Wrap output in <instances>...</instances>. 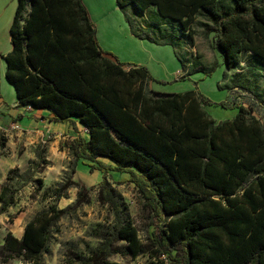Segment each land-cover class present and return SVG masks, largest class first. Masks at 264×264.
Here are the masks:
<instances>
[{
	"label": "trees",
	"instance_id": "trees-1",
	"mask_svg": "<svg viewBox=\"0 0 264 264\" xmlns=\"http://www.w3.org/2000/svg\"><path fill=\"white\" fill-rule=\"evenodd\" d=\"M116 2L124 12L156 21L157 28L176 25L191 36L204 16L219 35L217 47L228 66L239 65L244 54L264 61V0ZM132 28L142 39L176 47L169 33L155 37ZM10 35L6 79L19 104L49 111L52 122L85 127L89 137L76 138L72 154L104 175L98 201L114 213L115 225L85 264H118L108 260L121 241L134 257L147 252L109 181L112 171L129 175L121 183L135 186L157 221L153 258L168 255L169 264H264V126L256 117L242 107L234 120L217 123L200 93L153 90L147 67L122 63L102 49L83 0H17ZM184 71L189 78L191 72ZM205 73L212 76L214 68ZM6 143L0 133V150ZM70 187L79 189L77 205L89 200L83 184L69 181L55 202ZM6 195H0L2 212L13 202ZM64 213L50 205L27 224L22 239L8 233L0 264H43Z\"/></svg>",
	"mask_w": 264,
	"mask_h": 264
},
{
	"label": "rangeland",
	"instance_id": "rangeland-1",
	"mask_svg": "<svg viewBox=\"0 0 264 264\" xmlns=\"http://www.w3.org/2000/svg\"><path fill=\"white\" fill-rule=\"evenodd\" d=\"M87 2L85 5L96 25L98 39L103 42V46L110 48V51L106 52L114 54L119 60H125L120 61L122 63L147 67L155 79L151 83L153 90L168 93L194 90L210 101L211 104L206 106L205 110L217 123L234 120L243 107L264 126V61L251 54H244L239 65L228 66L217 47L219 35L211 30L213 24L206 17L200 16L195 21L191 36L176 25L165 24L157 28L156 21L148 20L138 12L122 13L124 18L129 15L132 25L140 34L155 37H160L156 33L160 34L162 31L171 34L175 37L176 47H173L170 44L158 45L149 40L133 38L129 23L126 25L128 32H125L124 26V29L120 28L119 21L114 16L97 23L101 2L107 12L111 5L115 4L117 7L116 0ZM147 26L152 28L148 29ZM212 68L213 75L206 76L205 72ZM185 69L191 72L190 77L186 79L182 75ZM84 131L82 126L81 130H78L81 134H84ZM71 142H67L68 148ZM69 155L71 161L59 181L46 182L39 176V170L46 166L40 162L31 163L23 173L16 169L10 179L0 182L1 193L7 192L5 200L13 201L10 205L20 204L21 210L30 207L31 215L54 204L58 210L65 211L53 227L49 250L43 256V264H85V260L90 258L92 252L103 242L105 233L111 232L115 225L114 213L98 201V181L79 182L89 190V200L82 205L76 204L79 195V189L76 187H70L63 194L73 195L71 198L75 196L72 204L61 209L58 201L55 202L62 185L69 181L77 182L75 170L77 164L82 161H76L71 151ZM104 161L111 164L109 160ZM95 172L91 171L92 175L96 174ZM128 177L129 175L112 171L109 181L121 195L125 217L136 227L147 252L134 257L128 253L126 243L121 241L113 246L114 253L108 261L118 264H169L168 255L152 257L151 253L155 248H152L151 239L157 231V221L153 220L151 213L144 208L135 186L121 183ZM9 206L5 211H8ZM8 217L12 221L14 215L9 213Z\"/></svg>",
	"mask_w": 264,
	"mask_h": 264
},
{
	"label": "crops",
	"instance_id": "crops-1",
	"mask_svg": "<svg viewBox=\"0 0 264 264\" xmlns=\"http://www.w3.org/2000/svg\"><path fill=\"white\" fill-rule=\"evenodd\" d=\"M83 1L88 3L87 0ZM103 4L102 2L100 4L101 9L97 14V23L114 16L119 21L120 28L124 26V31L128 32L126 25L129 23L132 37L145 41L134 34L129 15L127 14L128 18H124L122 15L124 11L118 5L117 7L115 4L111 5L110 10L106 12L105 8L103 9ZM16 9L17 0H0V133L4 134L7 139L6 147L0 150V182L8 179L10 171L18 169L20 173H23L31 163L39 164L40 162L46 166L43 170H39V176H42L46 182L59 181L71 161L69 154L70 151L72 152L73 142L79 136L86 138L89 136L87 129L80 123L71 125L70 123L52 122L46 118L49 111L35 110L32 107L19 104L14 86L6 79L7 64L5 61V57L13 48L10 29ZM98 41L104 51H110V48L103 46L101 40L98 39ZM120 61L125 60L120 58ZM185 74L184 71L182 75ZM81 126L85 130V135L78 132L81 130ZM69 141L72 142L68 148L67 142ZM92 173L90 167L82 162L77 164L75 178L77 182L87 180L101 183L103 181L102 172L96 171L94 175ZM0 195H2L1 191ZM71 196L73 195H64L60 198L58 206L63 209L72 204L75 196L74 198ZM1 208L2 204L0 203V248L3 247L8 233L22 239L27 224L37 214L31 215L30 207L21 210V205L17 203L10 205L8 211L3 213ZM9 213L14 215L12 221L9 220ZM9 264H18V260Z\"/></svg>",
	"mask_w": 264,
	"mask_h": 264
},
{
	"label": "built area",
	"instance_id": "built-area-1",
	"mask_svg": "<svg viewBox=\"0 0 264 264\" xmlns=\"http://www.w3.org/2000/svg\"><path fill=\"white\" fill-rule=\"evenodd\" d=\"M18 264H33L32 262L24 261V260H18Z\"/></svg>",
	"mask_w": 264,
	"mask_h": 264
}]
</instances>
